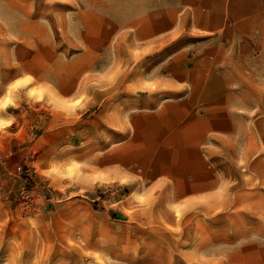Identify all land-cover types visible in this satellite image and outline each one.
Returning a JSON list of instances; mask_svg holds the SVG:
<instances>
[{
	"label": "rangeland",
	"instance_id": "374dc122",
	"mask_svg": "<svg viewBox=\"0 0 264 264\" xmlns=\"http://www.w3.org/2000/svg\"><path fill=\"white\" fill-rule=\"evenodd\" d=\"M189 4L0 0V264H264V89H235L228 105L205 89L213 104L196 109L158 72L173 47L151 23ZM188 99L182 135L209 137L175 171L146 124L171 135L174 102ZM206 167L213 187L188 189Z\"/></svg>",
	"mask_w": 264,
	"mask_h": 264
},
{
	"label": "crops",
	"instance_id": "0c3cea01",
	"mask_svg": "<svg viewBox=\"0 0 264 264\" xmlns=\"http://www.w3.org/2000/svg\"><path fill=\"white\" fill-rule=\"evenodd\" d=\"M249 2V5L245 3L237 7L236 0H191V4L185 8L172 9L167 18H162L165 21L162 28L155 29L153 22L151 23L149 35L161 36L159 40H164L159 43L173 47L167 58L162 57L159 61L158 72H164L174 80L171 89L175 92L180 91L183 86L190 89L192 98L196 97V109H209L208 106L213 104V100L200 98V92L205 89H218L222 101L227 105L230 102V92L233 93L235 89H264V68H261L264 63V0ZM236 10L246 16L236 19L233 16ZM162 22L161 20L160 23ZM97 58L95 55L93 60ZM256 79H259L258 84L253 82ZM76 81L79 84V77ZM85 90L80 85L79 89H64V92L74 94ZM189 101L191 99L174 102L175 123L172 125L171 135H159L166 131L160 118H156L159 123L154 120L146 124L150 130L159 133L152 136L147 143L148 147L159 150L167 148L177 153V161L172 162L175 171L181 169L182 152L194 149L201 154L209 137L210 128H202L198 139L182 135V129L193 127V123H184L186 121L182 118V104L190 103ZM127 123L135 125L134 135L128 144L135 151H142L146 141L139 133L140 123L130 118ZM114 157L116 161L117 156ZM206 168L210 171L209 178L202 182L191 180L188 189L213 187V170ZM173 179L174 183H179L175 177Z\"/></svg>",
	"mask_w": 264,
	"mask_h": 264
},
{
	"label": "bare ground",
	"instance_id": "6f19581e",
	"mask_svg": "<svg viewBox=\"0 0 264 264\" xmlns=\"http://www.w3.org/2000/svg\"><path fill=\"white\" fill-rule=\"evenodd\" d=\"M31 67V66H30ZM15 69V68H14ZM45 73V72H44ZM44 73L43 74H41V77L42 76H44ZM11 76H12V73H11ZM45 77H46V73H45ZM48 78V77H47ZM51 78V77H50ZM46 79V78H45ZM49 79V78H48ZM30 79H27V82H26V88L28 89V90H30V92H32L33 90H34V88H33V84L31 83V81H29ZM52 80V79H51ZM54 81H56L55 79H54ZM58 81V80H57ZM58 85V84H57ZM64 89H65V87H64ZM62 90V89H61ZM63 91V90H62ZM11 96V94H9V97ZM168 161V160H167ZM148 162V161H147ZM164 166V165H163ZM49 238V237H48ZM51 238V237H50ZM63 247V246H62ZM51 254V253H50ZM46 258V257H45ZM48 260V259H47ZM53 260V259H52ZM50 261V260H49Z\"/></svg>",
	"mask_w": 264,
	"mask_h": 264
}]
</instances>
